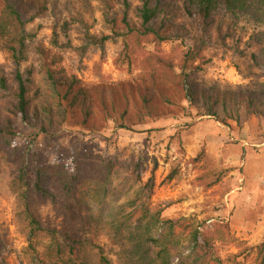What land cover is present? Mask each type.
Segmentation results:
<instances>
[{
    "label": "rangeland",
    "instance_id": "374dc122",
    "mask_svg": "<svg viewBox=\"0 0 264 264\" xmlns=\"http://www.w3.org/2000/svg\"><path fill=\"white\" fill-rule=\"evenodd\" d=\"M17 1H21L22 9L32 5L46 8L42 18L26 27L33 36L30 41L41 43L49 60L53 56L61 57L59 67L68 75H74L84 89L98 85L119 86L127 92L133 90V94L138 93V88L145 89L137 80V70L128 71L123 55L124 42L120 39L107 42L103 51L89 47L83 57L73 50L82 46L85 33L96 37L110 35L99 1ZM110 1L120 15L122 7L116 0ZM182 1L163 0L170 7L167 18L171 25L177 30H188V21L179 11ZM130 5L129 19L136 23L138 2L130 0ZM31 14L32 11L27 12V17ZM216 21L221 35L225 36V46L206 49L196 63L200 67L197 83L220 92L257 88L264 78L262 71L253 67L251 55H259L260 49H264V26L258 28L245 21L233 22L227 16L216 17ZM53 35L56 48L52 45ZM126 43L130 45L129 40ZM178 43H165L162 49L165 54L176 56L173 51ZM190 44L186 38L184 46ZM143 49L152 51V46L144 44ZM118 57L121 58L116 62ZM34 58L36 55L31 54L25 65L33 63ZM2 69L6 74L12 71L5 53H0ZM45 91L42 76L36 74L30 95L38 107L47 98ZM182 107L184 110L174 109L167 118L147 119L129 130L116 129L95 109L91 121L97 129L95 132L63 125L40 134L34 128L21 127V134L14 143L22 151L29 150L42 158L48 166L69 168L77 156L86 155L91 158L93 168L99 158H115L126 165L139 161L144 169L143 182L151 177L155 168L151 208L162 210L163 220L176 221V224L171 231L164 225L153 232V237L169 234V239L177 243L182 255L186 256L190 251L186 228L194 226L213 240L209 247L212 257L206 258L203 264H264V120L239 111V123L227 120L224 126L206 116L203 110L186 103ZM173 172L175 178L166 184L167 176ZM12 177L11 166L0 160V258L4 264H32V252L25 238L27 221L19 199L20 190ZM122 177L123 174L115 177L111 184L104 183V191L101 186L95 187L99 191L97 200L84 208L80 206L78 211L85 216L86 210L91 209L93 242L104 249L114 264H118L114 255L123 248L109 239L107 225L135 189L128 190L129 185L124 184ZM30 203L42 226L67 230L66 217L72 209L64 208V204L72 205V199L63 202L59 198L56 205H51L30 196ZM72 221L79 222L78 218ZM222 236L228 238L225 244L214 241ZM38 242L33 247L40 254L46 239L39 238ZM85 255L87 264H95L94 249H88ZM177 263L178 258H173L171 264Z\"/></svg>",
    "mask_w": 264,
    "mask_h": 264
},
{
    "label": "trees",
    "instance_id": "16d2710c",
    "mask_svg": "<svg viewBox=\"0 0 264 264\" xmlns=\"http://www.w3.org/2000/svg\"><path fill=\"white\" fill-rule=\"evenodd\" d=\"M96 1L103 6L102 18L110 35L96 37L85 33L82 46L73 50L83 57L89 47L103 51L107 42L120 39L124 42L128 71L137 70V80L145 88H138L136 94L119 86L98 85L84 89L74 75H68L59 67L61 57L53 56L49 60L44 46L30 41L33 36L26 27L42 18L46 8L32 5L22 9L21 1L0 0V53L7 54L12 66L9 74L0 70V160L11 166L13 183L20 190L31 263L87 264L85 252L92 248L95 264H114L104 249L93 242L91 209L86 210L85 216L78 211L80 206L84 208L97 200L99 191L95 187L101 186L104 191V183L111 184L115 177L123 174L128 190L135 189L107 225L109 239L123 248L114 255L118 264H171L173 258H178L177 264H203L206 258L212 257L209 247L213 240L194 226L186 228L190 248L186 256L177 243L169 239V234L153 237V232L164 225L171 231L176 224V221L163 220L162 210L151 208L155 168L151 177L143 182L144 169L139 161L126 165L115 158H94L97 164L93 168L91 158L86 155L77 156L71 163L72 168L48 166L42 158L29 150L22 151L14 142L21 134V127L34 128L40 134L63 125L95 132L97 129L91 124L95 109L101 112L104 121L112 122L118 130H129L147 119L167 118L174 109L184 110L183 103L203 110L206 116L224 126L227 120L239 123V111L264 120V82L253 90L220 92L196 81L200 71L196 63L206 49L225 46V36L221 35L216 17L227 16L233 22L245 21L263 27L264 0H183L179 11L188 21V30H177L171 25L167 18L170 7L163 0H136V23L129 19L130 0H116L122 7L120 15L114 11L110 0ZM30 11L32 14L27 17ZM185 37L192 43L188 47L184 46ZM257 40L260 42L259 38ZM174 42H179L173 51L177 55L165 54L162 45ZM144 44L152 46V51L144 50ZM52 45L57 47L55 35ZM31 54L36 58L25 65ZM251 60L264 78V49H260L259 55H251ZM36 74L42 76L47 96L40 107L30 95ZM175 176V172L170 173L166 184ZM30 196L51 205H56L59 198L63 202L72 199V205L64 204V208L72 209L66 217L67 230L42 226L32 211ZM75 218L78 223L72 221ZM39 238L46 239L40 254L33 247L39 244ZM216 240L225 244L228 238L222 236ZM0 264H4L2 258Z\"/></svg>",
    "mask_w": 264,
    "mask_h": 264
}]
</instances>
